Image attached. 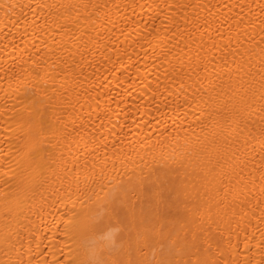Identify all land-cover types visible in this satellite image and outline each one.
<instances>
[{
	"label": "bare ground",
	"instance_id": "1",
	"mask_svg": "<svg viewBox=\"0 0 264 264\" xmlns=\"http://www.w3.org/2000/svg\"><path fill=\"white\" fill-rule=\"evenodd\" d=\"M0 264H264V0H0Z\"/></svg>",
	"mask_w": 264,
	"mask_h": 264
}]
</instances>
